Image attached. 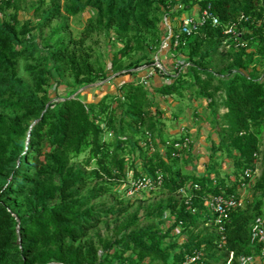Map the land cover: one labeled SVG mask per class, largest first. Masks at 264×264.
Returning <instances> with one entry per match:
<instances>
[{
    "label": "trees",
    "instance_id": "16d2710c",
    "mask_svg": "<svg viewBox=\"0 0 264 264\" xmlns=\"http://www.w3.org/2000/svg\"><path fill=\"white\" fill-rule=\"evenodd\" d=\"M17 1L0 0L1 12L14 9L9 16H0V106L9 111L0 112V264H243L242 256L261 254L264 240L253 239L252 226L262 213L264 195V79L258 76L259 66L264 67V0H178L182 7L174 11L172 5L170 10L176 17L209 7L220 20L219 25L207 22L190 35L175 26L179 44L172 50L187 57L191 65L167 83L152 80L146 85L127 79L115 93H106L95 102L78 96L52 101L50 69L41 61L27 64L34 85H24L20 60L37 59L40 48L30 41L32 21L19 18ZM161 2L42 0L35 11L41 12L47 4L39 25L50 29V57L77 85L86 86L107 77L87 45L98 32L110 29L123 40L112 57L115 74L133 75L132 69L154 61L164 35L158 19L149 16ZM89 6L96 13L75 37L68 17ZM57 18L62 20L54 22ZM233 22L240 34L228 37L224 29ZM145 32L156 36L152 44L144 41ZM224 43L233 47L228 53L231 61L226 69L215 71L205 57L217 54ZM136 51L149 55L124 69V58ZM188 74L211 104L216 103L215 91L224 92L221 141L236 154L234 181L211 173L184 172L173 157L184 150L174 146L175 140L183 138L167 140L165 151L153 139L166 118L154 93L182 94ZM146 132L151 136L144 137ZM109 133L110 140L104 138ZM86 151V163L94 161L96 166L89 171L70 167L71 160ZM257 166L259 176L247 179L254 189L253 200L232 208L216 223L204 198L219 193L240 197L243 171ZM130 172L132 179H157L161 174L163 181L156 186L169 196L145 215L147 225H140L142 218L135 213L117 226L116 239H104L102 245L86 240L105 213L92 205V193L80 195L75 188L95 179L100 194L113 193ZM182 188L192 195L190 201L180 193ZM167 210L175 216L174 225L186 234L182 242L165 245L169 233L150 223Z\"/></svg>",
    "mask_w": 264,
    "mask_h": 264
},
{
    "label": "rangeland",
    "instance_id": "374dc122",
    "mask_svg": "<svg viewBox=\"0 0 264 264\" xmlns=\"http://www.w3.org/2000/svg\"><path fill=\"white\" fill-rule=\"evenodd\" d=\"M177 2L178 0H163L158 7L154 5L150 12L151 15L149 17H156L158 19L157 25L161 27L163 35H165V31L167 30L165 20L172 26L178 25L185 14L183 13L179 17H176L170 12L172 5H175L174 11L182 7V4ZM41 3L42 0L17 1L19 18L32 21L31 25L33 29L30 41L36 43L40 48V51L37 53V59L29 58L27 60L23 58L20 60L19 77L22 79L24 85L29 88L33 87L34 82L26 66L28 63H37L38 61L43 62L50 69L48 88L51 92L52 101L56 102L72 96H78L86 102H95L106 93H115L117 87L123 81L131 78L138 80L141 77L143 72L133 75L115 74L117 71L112 67V57L114 52L123 46V40L113 30L108 29L98 32L87 42L90 49L94 51L95 57L104 67L107 77L86 86L77 85L70 75L58 69V65L50 57V49L53 44V41L48 39L50 29L49 27H40L39 25L42 19L41 13L46 11L48 6L45 4L39 13L35 11L36 7ZM13 12V8L7 9L4 12L0 11V16H9ZM95 13V8L89 6L78 15L68 17L70 31L75 37L80 36L87 20L93 17ZM160 19H162V23ZM60 20L62 19L57 18L54 22ZM142 36L148 44H152L156 39V36L147 32L143 33ZM228 37H225L223 40H227ZM203 48H206V44ZM185 51L189 53V49ZM231 51H233L231 44L224 43L219 46L217 54L208 55L205 57V60L208 61L211 69L215 71L224 70L231 61V58L228 57V53ZM148 55L147 51L133 52L130 57L124 58V69L143 61ZM258 76L264 79L263 66H259ZM185 81L181 89L182 94L162 96L159 93H154L155 101L164 109L166 118L162 120L163 127L161 128V132L156 133L153 139L155 138L158 146L165 151L167 148L164 144L167 140L172 141L177 138L184 139L188 137L190 139L189 142L186 145L181 144L178 147V149L183 147L184 150L179 153H173V157L178 158L175 163L177 167H181L186 173L199 175L211 173L212 175L216 174L219 177H225L229 182L234 181L238 174L235 165L236 154L221 141V130L225 126L223 113L226 111L223 105L224 92L223 90L215 91L214 99L216 103L211 104L210 97L200 93L201 85L193 82L192 74H188ZM213 85H217V83L214 81ZM210 89L213 90L214 86H211ZM0 112L9 113L7 109L1 106ZM150 136L149 132H146L144 135V137ZM112 137L111 133L104 135V138L109 140ZM166 144L169 145L168 141ZM88 156L89 152L86 151L78 157L73 158L70 162V167L89 171L96 164L93 161L88 165L86 163ZM137 164H139V160L136 162ZM131 177L132 172L129 173L127 181H121L115 185L113 193L100 194L99 186L95 179L88 182L86 187L77 186L75 188L80 195L92 193V205H94L95 209L105 213L103 220L96 227L90 229L89 234L85 237L86 240L102 245V240L104 239H116L118 237L116 235L117 226L135 213L142 218L140 225H147L149 221L145 218V215L156 203L165 201L169 196L163 188L157 186L135 189ZM240 194L245 204L255 197L254 189L251 185L240 190ZM201 219L202 217H200ZM174 221L175 216L169 210L163 216L155 215L150 221L162 233H169V236L165 239V245L174 241L182 242L185 239L186 234L183 232L182 227L174 225Z\"/></svg>",
    "mask_w": 264,
    "mask_h": 264
},
{
    "label": "built area",
    "instance_id": "2783aa9c",
    "mask_svg": "<svg viewBox=\"0 0 264 264\" xmlns=\"http://www.w3.org/2000/svg\"><path fill=\"white\" fill-rule=\"evenodd\" d=\"M207 22H211L213 25L220 24L218 16L215 15L209 7H206L202 10H196L193 14H184L178 25L172 26L165 20V27L167 30L165 31L164 38L161 41L158 51L154 55V61L150 64L146 63L132 69L136 71V73L143 72L141 77L138 79L139 82H142L146 85H148L152 80L156 82L163 81L167 83L172 80V77L177 76L182 69L191 65V61L187 57L182 54L176 55L172 49H175L179 44L178 37L180 33L190 35ZM175 26L179 28L180 33L175 34ZM224 32L230 36H238L240 34L237 30V25L235 22L227 24ZM189 140L190 139L188 137H185L182 142L176 141L174 146L179 147L181 144L186 145ZM168 144H170L169 141ZM259 174L260 169L258 166L246 168L241 175L239 189L242 190L248 187L249 181L255 180ZM247 179L249 181H247ZM162 181L163 179L161 174L158 175L157 179L145 176L142 178L133 179V187L135 189H140L142 187L153 188L156 186V184H161ZM195 188H198L197 184L195 185ZM180 193L185 195L187 201L191 200L192 195L187 189L182 188ZM204 200L210 212L215 215L216 223L222 222L223 219L228 216L229 211L232 208L240 207L244 204L242 197H238L236 194H210L206 196ZM252 237L254 240H264V195L262 213L254 220L252 226ZM229 256L230 259H232L234 252L231 251ZM191 260H193V258ZM241 261L243 264H264V251L258 255L250 254L242 256Z\"/></svg>",
    "mask_w": 264,
    "mask_h": 264
},
{
    "label": "water",
    "instance_id": "95a60500",
    "mask_svg": "<svg viewBox=\"0 0 264 264\" xmlns=\"http://www.w3.org/2000/svg\"><path fill=\"white\" fill-rule=\"evenodd\" d=\"M73 97V96H72Z\"/></svg>",
    "mask_w": 264,
    "mask_h": 264
}]
</instances>
